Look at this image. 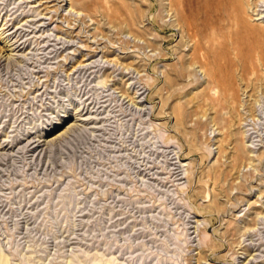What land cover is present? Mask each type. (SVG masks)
<instances>
[{"label": "rangeland", "instance_id": "obj_1", "mask_svg": "<svg viewBox=\"0 0 264 264\" xmlns=\"http://www.w3.org/2000/svg\"><path fill=\"white\" fill-rule=\"evenodd\" d=\"M195 2L0 0V262L264 264V0Z\"/></svg>", "mask_w": 264, "mask_h": 264}, {"label": "bare ground", "instance_id": "obj_2", "mask_svg": "<svg viewBox=\"0 0 264 264\" xmlns=\"http://www.w3.org/2000/svg\"><path fill=\"white\" fill-rule=\"evenodd\" d=\"M69 1V3H68V5H69V7L70 6H74L75 7V5H74V2H75V0H68ZM182 0H170V10L172 11V13H174V16H176V19H175V23H176V25H181L180 23L183 21V16L181 15V11L183 10V7H184V10H185V7H187L185 4H184V6L183 7H181V5H180V2H181ZM196 2L194 3V5L192 6V8L193 9H195L196 11H197V13L201 16L200 18H201V21H200V23H201V25L203 26V27H206V26H211V27H214V17H215V14H217L219 11H221V15H222V13H223V15H226V14H228V8H233V7H235L236 9H237V11H238V13L240 14V16H241V14H242V12H244L243 11V9L241 8V4H239V0H195ZM76 4V3H75ZM242 6H244V5H242ZM72 8V7H71ZM245 8V7H244ZM73 9V8H72ZM225 9V10H224ZM169 10V11H170ZM231 10V9H230ZM230 14V13H229ZM242 17H244V16H242ZM196 19H197V17H196ZM196 19H194V20H196ZM241 18H239L238 20H239V23H240V21H242V20H240ZM193 20V19H192ZM244 21V20H243ZM242 21V22H243ZM173 24V23H172ZM186 25H187V27L186 28H190V22H188L187 21V23H186ZM181 27H182V25H181ZM244 32H246L253 40L255 39L257 42H259V43H261V35H262V33L264 32V29H262V28H258V29H256V28H251V27H248V26H246V25H244ZM206 29V28H205ZM197 32V31H196ZM248 35L246 36V37H248ZM135 37V36H134ZM188 37V36H187ZM196 37V36H195ZM185 44V43H184ZM251 45V44H250ZM255 46V45H254ZM253 46V47H254ZM198 49V48H197ZM252 49V48H251ZM195 62V61H194ZM192 63V65H193V62H191ZM196 63V62H195ZM194 63V64H195ZM190 66V65H189ZM210 82V87L213 89V90H215V89H217V87H218V84H217V80L215 79V78H213V79H211V80H209ZM209 85V84H208ZM220 89V88H219ZM219 92V91H218ZM219 96H220V99H219ZM210 99L211 100H217L216 101V105L214 106V113H216V115H214L212 118H211V121H212V123L214 124H216L217 125V127L219 128V129H221V128H223L225 131H228V129H229V126H230V122H229V119H225V118H223L222 117V115H221V109L222 108H227V105H228V100L226 99V97H224V96H222V95H214V94H212L211 96H210ZM237 105H238V103H236ZM225 105V106H224ZM242 105V104H241ZM203 107V106H202ZM211 108H213L212 106H211ZM228 108H229V106H228ZM207 109V108H206ZM204 110L203 111V115H208V114H206L205 113V111H207V110ZM202 118V117H201ZM208 123V122H207ZM72 127V125L71 124H69L68 126H66V128H65V130L64 131H66V129H68L69 130V127ZM217 128V129H218ZM71 130V129H70ZM64 131H61V132H54V133H52V134H50L49 136H48V138L45 140V142L47 141H51V140H53V139H55V138H59L58 136L59 135H61V134H63L64 133ZM67 132V131H66ZM230 132V131H229ZM228 132V133H229ZM65 134V133H64ZM231 134H232V132H231ZM222 135V134H221ZM223 135H224V133H223ZM63 136V135H62ZM242 137H243V135H242ZM225 139V138H224ZM230 142V141H229ZM49 143V142H48ZM35 144V143H34ZM36 145H38V143L36 144ZM35 145V146H36ZM224 148V147H223ZM244 149H245V145L243 144V140H242V138L240 139V140H238L237 141V144H236V148H235V151H236V153H238V154H242L243 153V151H244ZM246 151H247V149H246ZM219 152H222V150L218 147V150H217V155H218V153ZM216 161H218V159H217V157H216V159H215ZM250 161V160H249ZM0 264H9L8 262H7V260H5V259H2L1 260V262H0Z\"/></svg>", "mask_w": 264, "mask_h": 264}]
</instances>
